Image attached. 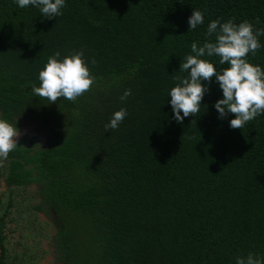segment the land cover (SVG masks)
Listing matches in <instances>:
<instances>
[{
    "label": "trees",
    "instance_id": "1",
    "mask_svg": "<svg viewBox=\"0 0 264 264\" xmlns=\"http://www.w3.org/2000/svg\"><path fill=\"white\" fill-rule=\"evenodd\" d=\"M62 15L0 0V119L45 120L44 147L16 149L24 184L59 221L64 264H236L264 259V114L242 129L214 107L215 77L200 111L177 123L168 95L191 44L202 46L213 20L264 28V0H65ZM193 10L204 23L189 30ZM189 30V31H188ZM215 41V35L211 38ZM262 47L247 59L264 69ZM83 50L95 77L73 103L32 91L59 51ZM214 64L219 57H201ZM95 61V64H93ZM126 89L131 95L121 96ZM128 115L105 130L114 112ZM181 115L183 113L181 112ZM18 165V164H17ZM13 166H15L13 164ZM26 167V169H25Z\"/></svg>",
    "mask_w": 264,
    "mask_h": 264
},
{
    "label": "clouds",
    "instance_id": "2",
    "mask_svg": "<svg viewBox=\"0 0 264 264\" xmlns=\"http://www.w3.org/2000/svg\"><path fill=\"white\" fill-rule=\"evenodd\" d=\"M20 8L34 6L39 9L44 17L52 18L62 15L65 0H15ZM189 30H194L204 23V13L193 10L188 19ZM188 30V31H189ZM215 35V41L211 38ZM264 35V28L256 29L248 21L239 24L232 20L221 23L213 20L207 27L208 39L202 46L197 42L191 44V51L181 62L179 72H186V77H175L178 81L169 92L170 104L174 119L182 123L189 115L199 113L201 101L210 89L212 77L216 78L223 92V99L215 102L214 107L223 119L228 113L234 114L230 127L242 129L249 121L264 114V69L254 65L247 59L248 55H256L262 47L259 37ZM61 53L55 52L50 56L39 72V87L33 85L32 91L41 98H47L51 103H56L58 98H65L73 103L77 98L89 91L95 82L89 67L84 60L83 50L59 59ZM219 57L221 65L228 66L217 71L214 64L201 57ZM95 64V61H93ZM131 95V90L126 89L121 100ZM181 112L183 115H181ZM128 115L127 110L121 108L114 112L110 122L105 124L106 132L115 130ZM20 130L17 126L0 119V160H6L9 153L20 145ZM34 146L41 147L40 144ZM236 264H264V259L249 253L245 257H237Z\"/></svg>",
    "mask_w": 264,
    "mask_h": 264
},
{
    "label": "flooded vegetation",
    "instance_id": "3",
    "mask_svg": "<svg viewBox=\"0 0 264 264\" xmlns=\"http://www.w3.org/2000/svg\"><path fill=\"white\" fill-rule=\"evenodd\" d=\"M24 119L29 120L14 113L6 120L20 130V145L16 149H35L27 136L29 128L23 126ZM31 120H36L45 129L44 140L38 142L44 147L53 137L52 130L45 120ZM16 149L6 160H0V264H64L57 257L55 246L60 225L57 216L42 200L39 182L24 184L21 181L22 158Z\"/></svg>",
    "mask_w": 264,
    "mask_h": 264
},
{
    "label": "rangeland",
    "instance_id": "4",
    "mask_svg": "<svg viewBox=\"0 0 264 264\" xmlns=\"http://www.w3.org/2000/svg\"><path fill=\"white\" fill-rule=\"evenodd\" d=\"M40 125L41 124L39 122H37L36 120H31V119H29V120L24 119L23 120V126H26L27 128H29L28 130L30 132H29V135H27V136L30 137V139L32 140L31 143L33 145L39 144L38 142L40 139L44 140V135H42V134H43L45 129H43L42 126H40ZM46 125H47V127L50 126L48 123ZM52 126L53 125L51 124L50 127H52ZM41 146H43V145H41ZM34 147L36 148L38 146H34ZM32 188H35V187H32Z\"/></svg>",
    "mask_w": 264,
    "mask_h": 264
}]
</instances>
